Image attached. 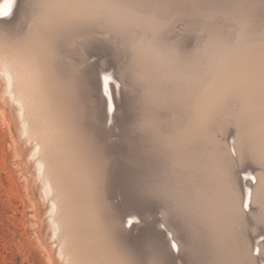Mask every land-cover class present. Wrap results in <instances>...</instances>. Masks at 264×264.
Instances as JSON below:
<instances>
[{
    "label": "rangeland",
    "instance_id": "obj_1",
    "mask_svg": "<svg viewBox=\"0 0 264 264\" xmlns=\"http://www.w3.org/2000/svg\"><path fill=\"white\" fill-rule=\"evenodd\" d=\"M51 2H52L51 8L53 10V13L59 19V22H58L59 25L54 24L53 27L50 29L54 32L63 31V33L66 34V36H64V37L63 36H57L56 37V44L55 45L57 47L55 49H57V51L60 52V55H62L61 57L65 58V56L67 55L66 58L68 60H70V59L74 60V58L76 56L80 55V57H82L83 60L85 61V64L86 63L87 64L94 63V61H95V63L101 62V63H99L100 66L111 67L115 71V73L118 74L123 79V83L125 85L124 97H125L126 103H125L124 112H123L122 116L120 115L121 117L119 118L120 122L118 121L119 122L118 126L121 128L123 125V127L125 128L124 129L122 127L124 130L121 128L123 131H121L118 128V126H117L118 130H116L117 128L115 127L116 128L115 129L109 123V124H107V128H106L109 130V133H107L109 135L106 134L103 136L101 135L99 137L98 135H100V134L96 133L94 131V127H93V124L91 121L92 119H90L92 117L90 115L91 114L90 113V107L88 106L89 102L87 101V99L93 100V98H88L85 96V98H82L81 101L79 100L77 102L78 104L76 103L78 105V106L76 105V107H77L76 111H77L78 108H81L84 106L83 104H85V103H83V99H85V102L87 101V106L85 104L86 107L84 106L85 108L84 107L83 108L87 112V114L89 112V114L88 115L86 114V115L88 117L90 116V118L88 120L91 121V122L89 121L88 124H86L87 119L85 120V122L83 121L85 118H88L86 116L84 117L85 111H83L82 108L78 109V111H79V112L77 111L78 117L82 118V119L78 118L79 127H80V131L82 133L81 135L83 137L84 146H86L83 149V157L85 159L89 160V162L94 166V171H95V174L92 173V175H91L93 181H91L90 188L88 185V188L90 189L88 191L92 192V193L94 192V194L97 193L99 196H101V199L103 201L102 203L104 204V206H107V205L110 206L112 203L113 204L116 203L115 205L117 207H120L119 209H121L122 211L127 209V210H133L137 214L140 213L141 214L140 217H142V220L139 222L137 221L138 229L135 228V229L131 230L133 235H136L138 233L139 229L145 230L146 232L148 231L147 234L148 235L151 234L152 236L156 235L155 232H161L162 234H166V236H167V234L175 233L176 231L179 233V235H182V236L184 235V237H186V240L182 241V244H181L182 249L180 250V252H183L182 254H185V257H187L184 259V256L182 255L183 261L186 260V261H184V264L185 263L186 264H195V263L196 264H213L215 260L216 261L214 264H218V263L219 264H222V263H224V264H229V263L230 264H237L238 259H237V252L235 251V248L232 246L228 247V246L224 245L222 240H220V237L217 236V233L215 232V229H214V224H212V223L218 214L223 215V217H225V222L227 221V225L229 226V228L231 230H235L237 227H239L237 225L238 223L237 222L235 223L234 221H231L230 218L226 217L227 212H225L226 211L225 209L218 211V212L214 209L203 208L202 206L201 207L196 206V209H195L192 202H190V200L188 199L187 195L192 196L194 191L197 190V188H195V186H194L195 182H196L195 180H199L197 178L201 176V174L203 173V170L204 169L206 170L208 166H209L208 168H216L219 171V173H221L222 167L219 168L221 163L218 160V158L215 154V151H214L215 150V144L225 142L226 141L225 136H226V138L230 137L228 139L229 140L228 142L230 144H231V141H233V139L236 138V141L238 144L237 145L238 149L236 148V152H233L232 147L230 146L229 150L233 156L232 155L230 156V154L228 153L229 152L228 149H226V151H227L226 156L231 160L232 164L235 163V166H241L242 164L244 165L249 161L250 167H249L248 163H247L248 166L247 165H244V166L248 167V168L252 167L251 169L254 170V173L258 177V180L260 183L259 184L260 186L258 187V190L256 192L255 203H254L253 208L251 209V211H249L248 209L245 210L246 212L244 213V218H242V220H240V222L242 224L241 226L243 227V228L242 227L241 228L246 229L244 231H247L251 228L249 230V232L250 231L252 232L253 230L260 231L261 229L260 230L257 229L259 226H260V228H262V230L264 229V209H263L264 208V147H263V144H264L263 143L264 142V115H262V114H264L263 113L264 112V8H263L264 7V0H262V1L261 0H253V1L252 0H237V1L236 0H229V1L228 0H222V2H223L222 7L212 9V10L209 9V11L208 10H206V11L189 10L188 11L185 9L184 10L183 9H174V11H173V9H166V10H154V11H150L147 13H142V12L136 13L133 10L123 6L126 3V0H90V1L89 0H51ZM35 3H36V0H31V1L30 0H23L22 1V5H21L22 7L20 6V8L17 11L18 13L15 14V16H13V18H17V17L20 18V23H19L20 26L25 25V24L28 25L29 21L32 20L33 17H35L37 12H39L38 9L33 7V5ZM225 4L226 5L228 4V5L226 6ZM230 7H231V9H229ZM182 10H183V12H182ZM229 10H231V11H229ZM162 11H164L163 12L164 14H162ZM184 11L185 12L187 11V12L185 13ZM198 11H199V13H198ZM165 12L167 15L165 14ZM170 14H171V16H170ZM65 15H66V17H65ZM161 15H163V16H161ZM206 15H208V16H206ZM159 19H160V22H159ZM161 19H163L164 22ZM178 19L180 21H178ZM211 19H213L215 21H213V20L211 21ZM198 20H199V22H198ZM202 20H204V21H202ZM208 20H209V22H208ZM216 20L218 23L216 22ZM221 20H223V21H221ZM111 21H113L112 24H111ZM132 21H134V22H132ZM224 21H225V26H227V27L229 26L228 28L224 26V23H223ZM230 21H231V23H230ZM139 22H140V24H139ZM194 22H197V23L194 24ZM202 22H205V23H202ZM170 23L172 26L170 25ZM192 23L194 25H197L195 27L198 30L195 29V27L193 26ZM198 23H200V24H198ZM206 23H208V24L210 23L209 24L210 29H209L208 25H206ZM219 23H220V26H219ZM227 23H228V25H227ZM135 24H136V26H135ZM186 24H188V25L192 24L191 25L192 27L190 25L187 26ZM183 25L186 27V29L183 28ZM200 25H201V28L200 27L198 28V26H200ZM211 25L213 28L211 27ZM66 28H68V29H66ZM137 28H139V29H137ZM202 28H203V31H202ZM205 28H207L209 30H207ZM214 28L215 29L218 28V30L217 29L215 30ZM219 28H220V31H219ZM107 29H108V31H107ZM255 29H257V30H255ZM109 30H111V31H109ZM162 30H164L165 32ZM180 30H184V31H186V33H184V31H180ZM190 30H192L193 32ZM196 30L198 32H196ZM199 30H201L203 33L205 31L208 33L210 32V34L211 33L212 34H211V36L207 33H206V35H205V33L204 34L202 33V35H201L200 34L201 31H199ZM175 31H177V32L179 31V34L177 32L175 33ZM189 31L192 33L189 34ZM216 31H217V33H216ZM233 32H234V34H233ZM89 33H90V35H89ZM92 33H94V34H92ZM111 33L114 37L111 35ZM128 33H129V35H128L129 37L127 36ZM171 33H173V34H171ZM214 33H216V35ZM247 33H248V36L246 35ZM170 34H171V36L175 34V36L171 37ZM183 34L185 36H182ZM194 34H195V36H194ZM186 35L189 38L191 36L192 39L191 38H190L191 40L187 39L188 37ZM204 35H205V37H204ZM235 35H236V37H234ZM214 36H216V37H214ZM118 37H120V38H118ZM213 37L215 38V40ZM181 38L183 40H181ZM112 39H113V41H112ZM128 39H130V40L128 41ZM164 39H165V41H164ZM172 39H174V40H172ZM185 39H187V40H185ZM195 39H196V41H194ZM173 41H175V42L173 43ZM179 41L181 42V44H179L180 43ZM246 41H249V42H246ZM120 42L123 45H121ZM176 42H178L177 44H179V46L177 45V48H176L177 49L176 50L177 57L174 56V54L176 55V53H175ZM182 42H184V43H182ZM198 42H199V44L201 43L200 46L202 48H200ZM221 42L223 45L221 44ZM187 43H189V46ZM172 44H173V47H172ZM185 44H187V46ZM226 44H228V45H226ZM60 45L63 46L64 49H58V46H60ZM214 45H217V46H214ZM86 46H87V48H86ZM183 46L187 47L188 52L186 51L187 50L186 47H185L186 50L184 51ZM124 47H127V48H124ZM145 47H147V48H145ZM178 47L180 48L179 49L180 52L178 51ZM182 47H183V49H181ZM189 47H190V49L193 48L194 51H193V49H192V51H190ZM204 47H205V49H204ZM173 48H174V50H173ZM208 48H209V50H208ZM164 50H165V52H164ZM181 50H182V52H181ZM195 50H197V51H195ZM201 50H203V51H201ZM61 51H62V53H61ZM159 51H161V53ZM189 51H190V53L193 52L192 55L189 53ZM183 52L184 53L187 52L185 54V55L188 54L187 57H190L189 56V54H190L192 59L187 58L185 55L184 56L186 58H184L183 55L181 56L180 53L182 54ZM210 52H212V53H210ZM127 54H129V55H127ZM148 54H149V56H148ZM178 54L180 56H178ZM193 56H196L195 61H194ZM175 57H176V59L178 57H181L182 61H180V59L176 60ZM108 58L111 60V64H110V60ZM113 58H115V59H113ZM99 59H101V61H98ZM202 59H204V60H202ZM152 60H153V62H152ZM196 60L198 62V65H197V63H196V65L200 68H198L196 65H194L196 68L193 67V64L191 63L193 61L196 62ZM146 61H147V63H146ZM187 61H189V62H187ZM125 62H128V63H125ZM176 62H180V63L182 62L183 64L180 66V63H178L179 65H177ZM184 63L186 65V67L188 68V69H186V67H185V70H187V71L183 70L184 69V67H183ZM122 64L124 65L125 68L120 69L123 67ZM162 65H163V67H162ZM199 65H201V66H199ZM214 65H215V67H214ZM147 66H149V68H147ZM139 67H141V70H139L140 69ZM176 68L177 69L179 68L178 70L181 72H179ZM197 68H198V71L195 70ZM203 68H205L206 70ZM175 70H177V71H175ZM116 71H118V72H116ZM182 71H183V74H182ZM128 72H131V73H128ZM136 72H137V74H136ZM149 72H151L153 76H151V73H149ZM194 72H196V73H194ZM197 72H199V74ZM128 74H129V76H128ZM139 74L140 75L142 74V75L140 76ZM157 74H159L160 76ZM187 74H188V76H187ZM191 74H193L194 76L193 75L191 76ZM200 74H202L203 76H201ZM206 74H207V76H206ZM124 76H125V78H124ZM154 76H156V77H154ZM189 77H191V78H189ZM175 78H177V79H175ZM196 78H198L199 82ZM181 79L183 81L182 83L180 81ZM195 79H196V81H195L196 83L193 81ZM155 80H156V82H155ZM150 81H151V83H150ZM144 82H146V83H144ZM189 83H191V84H189ZM187 85H188V87H186ZM172 86H173V88H172ZM190 86H192V88ZM193 86H194V88H193ZM196 86H197V88H196ZM129 87H130V89H129ZM169 87H171V88H169ZM189 87L191 89H188ZM190 90H191V92H190ZM172 91H173V93H172ZM132 92H133V94H131ZM149 92H150V94H149ZM221 94H222V96H221ZM180 96L183 100L180 98L177 101V98H179ZM190 97H191V99H189ZM91 100H90V102H91ZM146 100H147V102H146ZM171 100H174L175 103H173ZM181 101L186 103V104L182 103ZM217 102H220V103L218 104ZM81 104H82V106H81ZM150 104H152V105H150ZM173 104L174 105L177 104V105L173 106ZM188 104L190 105L191 108L188 107L189 106ZM149 105H150V107H149ZM226 106H227V108H226ZM87 107H89V108H87ZM86 108L88 109V111ZM185 108H186V110H185ZM178 109H181L182 112H180L181 110H179V112H178ZM217 109H219V110H217ZM80 110H81V112H80ZM136 110H137V112H136ZM143 110H145V111L143 112ZM225 110H226V112H225ZM229 110H231V111H229ZM140 111H142L143 113H141ZM152 111L153 112L159 111V112H157L156 114L154 112L152 114ZM185 111L187 112L188 115L186 114ZM183 112H185V113L180 114ZM79 113H83V115L82 114L79 115ZM124 113H126L125 116L131 114L132 118H129L130 116H128L127 118L125 116L123 117ZM140 114H141V116H140ZM153 115H155V116H153ZM157 115H159L160 117L159 116L156 117ZM176 116H178V117L176 118ZM186 116L189 118H187ZM147 117L149 119L146 120L145 118H147ZM155 117L159 121H157L155 119ZM180 117H182V118H180ZM121 118H124V119H121ZM135 119H137V120H135ZM140 119L142 120L141 121L142 123L139 122ZM133 120L136 123L133 122ZM154 120H155V122H154ZM160 120H161V122H160ZM202 120H203V122H202ZM129 121H132V122H129ZM148 121L150 122L151 125L149 123H147ZM157 122H160L161 124H159ZM235 122L237 125H235ZM255 122H256V124H255ZM124 123L127 127L129 126L128 124L131 123L130 127H128V128L125 127ZM132 123H135V124H132ZM152 123H153V125H152ZM85 124L87 125L86 127H85ZM145 124H147V125H145ZM174 124H176V125H174ZM144 126L146 127V130H145ZM160 126H162V128ZM227 126H229L230 128H228ZM241 126H244V127L246 126L247 128L246 127L241 128ZM157 127H160L161 129L158 128L159 129L158 130ZM205 127H206V129H205ZM211 127H214V128H211ZM141 128H143V130ZM231 128L232 129L234 128V129L232 130ZM126 129H128V131H130L131 129L132 130L130 131V133H128V135L127 134L122 135L123 133H121V132H124V131L126 132L127 131ZM210 129L213 133H211ZM229 129H230V131H228ZM236 129H238V132L236 131ZM216 130L219 132V134H218V132L216 133ZM110 131H112V132L114 131L113 134ZM138 131L140 132L139 134H138ZM146 131H152V132H148V134H147ZM155 131H156V133H155ZM178 131H179V133H178ZM231 131H232V133H230ZM87 132H89V133H87ZM117 132H118V134H120L119 136L122 135L121 137H123V138H125V136H126V139L122 140L121 137L117 138V136H118ZM133 132L138 134V135L134 134ZM166 132H168V133H166ZM191 132H192V134H190ZM226 132H229V133H226ZM110 133L112 134V136L110 135ZM85 134H86V136H85ZM144 134H146V135H144ZM186 134H187V136H186ZM198 134H200L202 138L205 137L203 142L200 141V140H202V138ZM234 134H235V136H234ZM173 135L176 137H174ZM182 135H183V137H181ZM222 135H223V138H222ZM97 136L99 137L98 139H97ZM108 136H110V137H108ZM113 136H115V137H113ZM184 136H186V137H184ZM197 136H199V137H197ZM105 137L108 140L109 139L111 140L112 138H113L112 140H115V138H116V140H115V142L112 140L108 142V140H106L108 142L107 143L105 141ZM137 137H138V141H140V144H137L138 141H137V139H135ZM139 137H141V138H139ZM194 137H196V138H194ZM231 137H233V138L231 139ZM131 138H133V139L131 140V142H129ZM143 138H145V139H143ZM198 138L199 139L201 138V139L198 141ZM206 138H208L209 140L211 139V140L209 141ZM118 139L123 141L121 143V141L119 140L122 145H124V142L127 139H129V140H127L129 143H132V146L135 143L134 147H132V148L130 147L131 145H128L127 143L125 144L126 148L128 146H129L128 148H130V150L126 149V152L128 153V155H126V153L124 152L125 146H122L120 143H118ZM171 139H173V140H171ZM97 140H98V142L100 141L99 144H98ZM134 140H136V142H134ZM92 141H94V143L96 141L97 144L95 143V145H92V146L88 145V144H94V143H91ZM101 141L102 142L104 141L107 145L103 143L104 145L102 146ZM146 141H148V143L151 142L150 143L151 146L154 145V146H152V148H151V146L149 147V148H151V150H149V148L147 146L148 143ZM204 141H206V142H204ZM238 141H240L241 144L238 143ZM110 142H112V143H110ZM165 142L168 144H164ZM201 142H202V145H201ZM207 142H208V144H206ZM210 142H212V143L210 144ZM113 143H115L116 146H114V145L112 146ZM117 143L120 144L121 147H119L120 145L117 146ZM198 143H200V144H198ZM254 143H255V145H254ZM24 144L25 143H23L20 140L18 133H17L14 107L10 103H8L6 101V99L1 100V98H0V264H65L63 256L62 255L59 256V254H58V248L59 247H58V244L55 242L56 236H54L53 232L51 231L52 230V228H51V218L52 217H51V213L49 211L50 202L48 201V198H45V196L43 194L42 188L40 187L41 183L38 181L36 184L34 174L32 172V165H30L31 163L27 161V159L29 161H31L32 158L28 157L27 148ZM150 144H148V145H150ZM108 145H109V147H108ZM199 145H201V147L207 146L206 147L207 150L205 151L206 148L198 147ZM208 145H210L211 148ZM246 145H247V147H246ZM98 146L101 147V149H100L101 151L104 149L102 151L103 154L99 150ZM185 146H186V148H185ZM113 147H114V151H115V148L116 149L119 148L120 150L114 152L112 149ZM140 147H142V148L144 147L143 148L144 150H142V148H140ZM156 147H158V150L156 149ZM160 147H162L163 150H162V148L160 149ZM165 147L166 148L169 147V148L166 149ZM191 147H192L193 151H192ZM212 147H213V149H212ZM248 147H250V148H248ZM258 147H260V148H258ZM108 148L110 150L112 149L113 152L109 150L111 152V153H109ZM121 148H123L124 150H122ZM136 148H138V149H136ZM153 148L156 150H154ZM90 149H91V152H90ZM135 149L139 150L137 157L135 159H137L140 156L139 157V158H141L140 162H142L144 159L145 160V161H143L144 164H141L139 162V165H138V162L134 161L136 163L133 165L132 160L135 157L134 154L137 153L135 151ZM140 149L142 151H140ZM145 149H147V150H145ZM93 150L94 151L96 150V152H94ZM195 150H196V152H195ZM245 150H246V152H245ZM92 151H93V153H92ZM98 151L100 152V154ZM122 151H123V153H125V155L123 153H121ZM129 151H131V152H129ZM146 151L147 152L151 151V152H148V154H147ZM154 151H156L155 153L158 154L159 157L154 153ZM202 151H204V152H202ZM207 151L209 153H207ZM241 151H242V153H241ZM250 151H251V153H250ZM144 152H146L145 155L149 156L150 154H152L151 156H153V157L155 156L156 160L158 159L157 161L155 160V162H156L155 167L153 166L154 158L152 157L153 158L152 159L151 156H149V157L146 156L148 158L146 160V157H144L145 156ZM163 152H165V153H163ZM183 152L184 153L186 152L185 157H183L184 156ZM192 152H194V153H192ZM210 152L212 154H210ZM243 152H245V153H243ZM88 153H90V154H88ZM94 153H95V155H94ZM205 153H206V155H205ZM161 154H162V156H161ZM179 154L183 158H181V156H179ZM236 154H237V156H236ZM198 155H199V157H198ZM108 156H110V157H108ZM174 156L176 157V159ZM119 157L120 158L122 157V158L120 159ZM179 158L182 159V160L180 159L181 162H180ZM185 158H186V160H184ZM246 158H247V160H246ZM115 159L117 161H115ZM122 159H123V161H122ZM129 159L130 160L132 159L131 160L132 166L127 168L128 167L127 161L130 162ZM161 159H163L162 161L166 164H164L161 161ZM208 159H210V160H208ZM244 159L247 161L246 163H245ZM76 160H77V158L75 155V161ZM111 160H112V162H111ZM137 160H139V159H137ZM166 160L169 162H167ZM183 160H184V162H183ZM234 160H236L237 163L234 162ZM146 161L148 163H146ZM160 161L162 163H160ZM101 162H103V163H101ZM113 162H114V164L117 163L116 165H117L118 169L114 168L116 166L114 164H112ZM122 162H123V164H122ZM185 162L187 165L185 164ZM239 162H240V164H238ZM124 163H127V164H124ZM168 163L173 167L172 170H171ZM97 164L99 165V167ZM107 164L110 165L111 169L109 168V166ZM120 164H122L123 166L122 165L119 166ZM140 164L143 166H141ZM145 164L149 165V166L146 165V170H145V166H144ZM161 164H163V165H161ZM125 165L127 166L126 170H124ZM166 165L168 166V168H166L167 167ZM100 166H101V168H100ZM106 166H107V168H106ZM185 166H187V167H185ZM102 167L104 168L103 170H102ZM131 167L133 168V170ZM141 167L142 168L144 167V168L142 169ZM151 167H152L153 171L155 170L154 172L151 171V169H150ZM202 167L204 168L203 170H202ZM255 167H258L259 170ZM113 168H114V171H113ZM180 168H182V169H180ZM186 168H188V169H186ZM194 168H196L195 171L193 170ZM121 169L123 170L124 177L122 176L123 174H121L122 173ZM134 169L136 171H134ZM137 169H139V171L141 173L140 172L138 173ZM96 170H97V172H96ZM110 170L113 172H110ZM141 170L143 172H149V173H143ZM157 170H158V172H157ZM163 170H166L167 173H166V171H163ZM170 170H171V172H170ZM184 170L187 173H185ZM78 171L79 170L76 169L72 173L73 175L70 176L73 181H79L78 179H84L83 178L84 175H83L82 171H79V172ZM128 171H130V173H129V176L127 177V175L125 173L127 172V174H128ZM132 171H134V172H132ZM188 171L190 172V174ZM199 171H201L202 173L201 172L199 173ZM105 172L107 173V175H105L106 174ZM176 172L177 173L179 172V173L176 174ZM76 173H78V174H76ZM153 173H155V174H153ZM157 173L159 174V176ZM160 173H162V174H160ZM109 174H111L112 177H110L111 175H109ZM125 175L127 178H125ZM81 176H82V178H81ZM119 176H120L121 180H120ZM174 176L176 179L174 178ZM186 176H188V177L190 176V177L186 178ZM133 177H134V180H133ZM128 178H132V179H128ZM111 179H113V180H111ZM191 179H193V180H191ZM104 180L106 182H104ZM115 180H117V181H115ZM132 181L133 182L139 181L140 184L138 182L133 183V184L131 183L133 185L132 186L130 184V182H132ZM143 181H144V183L142 184ZM154 182L155 183L157 182L158 184L156 183L157 184L156 185ZM112 184L114 185V187L109 186ZM141 185H143V186H141ZM183 185H185V186H183ZM108 187H109V189H108ZM111 187H113V189H115L116 191L113 190ZM120 187H122L123 190ZM126 188H127V190H126ZM175 188H176V191H175ZM211 188H214V187H211ZM105 189H106V191H105ZM83 190L85 192V188ZM112 190L115 192L111 193ZM119 190L121 192H119ZM128 190L131 191V192H129L130 194L124 193V191L128 192ZM138 190H140V191H138ZM184 190H185V192L183 193ZM103 191H104V193H103ZM132 191H134V192H132ZM146 191H147V193H145ZM109 192H110V194H109ZM113 194H114V196H112ZM127 194H128V196H127ZM153 194H155V195H153ZM129 195L130 196L132 195V196L129 197ZM147 195H148V198H147ZM259 195H260V197H259ZM105 196H107L108 198ZM154 196H155V198H154ZM161 196H162V198H160ZM185 196H186V198H185ZM110 198L112 201L110 200ZM132 198H133V200H132ZM161 199H162V201H161ZM179 199H180V202H179ZM117 200L119 203L117 202ZM168 200L172 201V202L169 201L170 205L168 204ZM143 202H145V203H143ZM162 202H164V203L166 202V203L164 204ZM173 202H174V204H173ZM176 203H177V205H175ZM136 204H138V205H136ZM161 205H162V207H161ZM173 205H174V207H173ZM127 206H128V208H127ZM84 207H85V194H84V199L83 198L81 199L78 207L75 210L74 215L72 216L73 219L76 220V219H80L81 217H83V215L85 214V211L83 210V209H85ZM80 208L82 210H80ZM157 208H158V210H157ZM155 211L158 214H156ZM240 213L242 214L241 211H240ZM205 214H206V216H204ZM248 214H250V215H248ZM184 216L186 217L187 221H186ZM193 217H195L196 219ZM175 218H177V219H175ZM194 219L196 220L197 223L195 222ZM204 219H205V221H204ZM157 220H158V222H155ZM193 220H194V222H193ZM211 220H212V222H210ZM260 220H262V221H260ZM66 221L68 222L69 219L66 218ZM159 222L161 224L160 227H162L163 229H161L159 227V225H160ZM191 222H193L194 224ZM174 223H175V226H174L175 230L172 229L173 227H170V225H173ZM198 223H199V225H198ZM210 227H212V228L210 229ZM176 228L177 229L180 228V230H176ZM181 228H182V230H181ZM189 228L192 230V232L189 231L190 233L188 234L187 229H189ZM194 228H196L198 230V233L200 232L203 235L201 236L200 233H199L200 235H198V233L194 234L196 231V230H194ZM201 228L203 229L204 233L202 232ZM185 229H186V232L183 233L185 231ZM164 230H166L167 233ZM175 234L173 235L174 237L176 236ZM188 235H189V237H191L189 240H191V242L193 241V243H191L187 239V238H189ZM192 235H194V236L192 237ZM166 236L164 238H161V240H167ZM261 236L260 237L262 239L260 238L261 239L260 241H264V235H261ZM53 239H55V240H53ZM197 239H198V241H197ZM236 239L237 238L235 237L234 242L236 241ZM176 242H178V241H176ZM208 242H209V244H208ZM204 243H207V244H204ZM216 244H218V245H216ZM220 244H221V246H220ZM54 245H55V247H54ZM196 250H199V252ZM82 251H83V253H85L84 250H82ZM180 252L174 250V257L176 258L178 253L180 254ZM146 253H148V252H146ZM149 253H152V252H149ZM149 253L147 255H149ZM253 253H255V251ZM198 254H199V256H198ZM189 255H190V257H189ZM233 255H235V256H233ZM262 255L264 257V250H263ZM149 256H151V258H148V256H147V259L149 261H151L153 259V254H151ZM213 256H215V257H213ZM190 258L192 260H190ZM62 260L64 261V263ZM175 260L172 259L171 260L172 263H170V264H173V263L177 264L178 260H176V261ZM205 261H207V262H205ZM77 262L81 263L79 260V257H77Z\"/></svg>",
    "mask_w": 264,
    "mask_h": 264
},
{
    "label": "bare ground",
    "instance_id": "obj_2",
    "mask_svg": "<svg viewBox=\"0 0 264 264\" xmlns=\"http://www.w3.org/2000/svg\"><path fill=\"white\" fill-rule=\"evenodd\" d=\"M22 1L23 0H16V3L13 7V11H12V16L11 17H7L4 18L2 20H0V98L2 99H6V101L8 103H10L13 107H14V111H15V118H16V126H17V133L18 136L20 138V140L25 143L24 145L27 148V153H28V157H31V161H29L27 159L28 162H30L32 165V172L34 174V178L37 182L39 181L41 183L40 187L42 188L43 194L45 196V198H48V201L50 202L49 204V211L51 213V228H52V232L53 235L56 236V240L55 242L58 244V254L59 256L62 255L63 259L65 261V264H126L127 261L133 259L135 257V254L137 253L138 250H143L144 252H152L149 253V255L153 254V258L157 257L162 261V264H170L172 263L171 260H178L177 264H184V260L182 258V255L184 256V259L187 258L185 257V254H182L183 252H180V250L182 249L181 244L182 241L186 240V237H184V235H179V233L176 231L175 233H169L167 234H162L161 232H155V236H152L151 234H147L148 231L146 232L145 230L139 229L138 233L136 235H133L132 231L133 229H138V225H137V221H141L142 217L141 214H137L135 211L133 210H121L119 209L120 207H117L115 204H111L110 206H104V204L102 203V199L101 196H99L97 193L94 194V192H89L88 190H90V186H91V181H93L92 179V173L95 174L94 171V166L89 162V160L85 159L83 157V149L84 147V142H83V137H82V133L80 131V127H79V119H82L80 117H78V109H83L87 106V101L89 102V107H90V115L92 118H90V116L88 117L87 112L85 111V115L84 117H88L85 118L83 121L85 122V120L87 121L86 124H88V122L90 120H88L89 118L92 119V124L94 127V131L96 133H99L100 135H98L99 137L102 135H106L107 133H109V130L106 129L107 128V124L110 123V125H112V127H116L118 126V123L120 122L119 118L122 116L123 112H124V108H125V97H124V89H125V85L123 83V79L115 73V71L111 68V67H105V66H100L99 63H90V64H85V61L83 60L82 57L76 56L74 58V60H68L65 56L61 57L62 55H60V52L57 51V49H55L57 46L56 44V37L57 36H66L65 33H63V31L60 32H54L52 31L50 28L53 27V25L58 24L59 19L57 18V16L53 13L52 10V2H51V6L44 9V10H39V12H37V14L35 15V17H33L32 20L29 21L28 25H22L20 26V18H13V16H15V14H17L18 9L20 8V6L22 5ZM31 1V0H30ZM90 1V0H89ZM229 1V0H228ZM237 1V0H236ZM253 1V0H252ZM262 1V0H261ZM35 2V1H34ZM31 3V2H30ZM54 3V2H53ZM85 3V2H84ZM32 4V3H31ZM60 4V3H59ZM263 4V3H262ZM80 5V4H79ZM226 5V4H225ZM228 5V4H227ZM226 5V6H227ZM121 6V5H120ZM252 6V5H251ZM22 7V6H21ZM82 7V6H81ZM75 8V7H74ZM228 8V7H227ZM226 8V9H227ZM242 8V7H241ZM264 8V7H263ZM106 9V8H105ZM116 9V8H115ZM216 9V8H215ZM222 9V8H221ZM231 9V7L229 8ZM184 10V9H183ZM182 10V12H183ZM187 10V9H185ZM212 10V9H211ZM210 10V11H211ZM119 11V10H118ZM130 11V10H129ZM174 11V9H173ZM189 11V10H188ZM194 11V10H193ZM209 11V10H208ZM231 11V10H229ZM242 11V10H241ZM263 11V10H262ZM156 12V11H155ZM159 12V11H158ZM164 11H162V14ZM185 12V11H184ZM187 12V11H186ZM185 12V13H186ZM234 12V11H233ZM24 13V12H23ZM96 13V12H95ZM137 13V12H136ZM176 13V12H175ZM181 13V12H180ZM192 13V12H191ZM197 13V12H196ZM199 13V11H198ZM231 13V12H230ZM261 13V12H260ZM79 14V13H78ZM92 14V13H91ZM90 14V15H91ZM107 14V13H106ZM166 14V12H165ZM172 14V13H171ZM170 14V16H171ZM202 14V13H201ZM239 14V13H238ZM243 14V13H242ZM253 14V13H252ZM27 15V14H26ZM63 15V14H62ZM122 15V14H121ZM138 15V14H137ZM145 15V14H144ZM148 15V14H147ZM167 15V14H166ZM197 15V14H196ZM218 15V14H217ZM233 15V14H232ZM107 16V15H106ZM129 16V15H128ZM132 16V15H131ZM163 16V15H161ZM200 16V15H199ZM208 16V15H206ZM258 16V15H257ZM262 16V15H261ZM66 17V15H65ZM108 17V16H107ZM123 17V16H122ZM145 17V16H144ZM166 17V16H165ZM189 17V16H188ZM214 17V16H213ZM212 17V18H213ZM234 17V16H233ZM259 17V16H258ZM132 18V17H131ZM168 18V17H167ZM137 19V18H136ZM176 19V18H175ZM198 19V18H197ZM215 19V18H214ZM219 19V18H218ZM228 19V18H227ZM243 19V18H242ZM73 20V19H72ZM163 20V19H161ZM196 20V19H195ZM213 19H211L212 21ZM220 20V19H219ZM224 20V19H223ZM221 20V21H223ZM96 21V20H95ZM109 21V20H108ZM140 21V20H139ZM178 21H180L178 19ZM194 21V20H193ZM197 21V20H196ZM204 21V20H202ZM215 21V20H213ZM232 21V20H231ZM230 21V23H231ZM253 21V20H252ZM91 22V21H90ZM113 21H111L112 24ZM126 22V21H125ZM134 22V21H132ZM160 22V19H159ZM164 22V20H163ZM176 22V21H175ZM185 22V21H184ZM199 22V20H198ZM209 22V20H208ZM217 22V20H216ZM215 22V23H216ZM229 22V21H228ZM247 22V21H246ZM25 23V22H24ZM94 23V22H93ZM124 23V22H123ZM197 22H194V24ZM205 23V22H202ZM218 23V22H217ZM224 26H225V21L223 22ZM229 23V24H230ZM106 24V23H105ZM104 24V25H105ZM126 24V23H125ZM131 24V23H130ZM140 24V22H139ZM174 24V23H173ZM176 24V23H175ZM193 24V23H192ZM191 24V25H192ZM193 26H197L194 25ZM200 24V23H198ZM210 24V23H209ZM209 24L206 23V25ZM236 24V23H235ZM59 25V24H58ZM88 25V24H87ZM171 25V23H170ZM180 25V24H179ZM185 25V24H184ZM183 25V28L186 29V27ZM187 26H189L188 24H186ZM190 25V26H191ZM203 25V24H202ZM228 25V23H227ZM253 25V24H252ZM66 26V25H65ZM91 26V25H90ZM114 26V25H113ZM112 26V27H113ZM136 26V24H135ZM163 26V25H162ZM172 26V25H171ZM217 26V25H216ZM220 26V23H219ZM89 27V26H88ZM96 27V26H95ZM174 27V26H173ZM192 27V26H191ZM201 28V25L198 26V28ZM212 27V25H211ZM215 27V26H214ZM218 27V26H217ZM227 27V26H225ZM229 27V26H228ZM227 27V28H228ZM261 27V26H260ZM91 28V27H90ZM158 28V27H157ZM169 28V27H168ZM213 28V27H212ZM235 28V27H234ZM237 28V27H236ZM68 29V28H66ZM65 29V30H66ZM92 29V28H91ZM104 29V28H103ZM139 29V28H137ZM144 29V28H143ZM146 29V28H145ZM181 29V28H180ZM193 29V28H192ZM195 29H197L195 27ZM207 29V28H205ZM210 29V27H209ZM207 29V30H209ZM215 29V28H214ZM218 30V28H216ZM215 29V30H216ZM121 30V29H120ZM167 30V29H166ZM189 30V29H188ZM198 30V29H197ZM196 30V32H198ZM224 30V29H223ZM233 30V29H232ZM257 30V29H255ZM88 31V30H87ZM96 31V30H95ZM108 31V29H107ZM111 31V30H109ZM144 31V30H143ZM164 31V30H162ZM172 31V30H171ZM170 31V32H171ZM180 31H184V30H180ZM192 31V30H190ZM189 31V34L192 33ZM201 31V30H199ZM203 31V28H202ZM201 31V35L202 32ZM214 31V30H213ZM220 31V28H219ZM90 32V31H89ZM128 32V31H127ZM165 32V31H164ZM177 31H175L176 33ZM223 32V31H222ZM253 32V31H252ZM85 33V32H84ZM97 33V32H96ZM121 33V32H120ZM125 33V32H124ZM143 33V32H142ZM162 33V32H161ZM179 34V31L177 32ZM182 33V32H181ZM180 33V34H181ZM184 33H186V31H184ZM195 33V32H194ZM210 34V32H205ZM203 33V34H204ZM217 33V31H216ZM216 33H214L216 35ZM257 33V32H256ZM94 34V33H92ZM139 34V33H138ZM147 34V33H146ZM145 34V35H146ZM158 34V33H157ZM173 34V33H171ZM170 34V36H171ZM198 34V33H197ZM222 34V33H221ZM225 34V33H224ZM234 34V32H233ZM254 34V33H253ZM90 35V33H89ZM112 35V33H111ZM129 35V33L127 34V36ZM199 35V34H198ZM204 35V37H205ZM248 36V33L246 34ZM113 36V35H112ZM117 36V35H116ZM119 36V35H118ZM140 36V35H139ZM138 36V37H139ZM175 36L172 35L171 37ZM182 36H185L184 34ZM187 36V35H186ZM195 36V34H194ZM213 36V35H212ZM262 36V35H261ZM114 37V36H113ZM129 37V36H128ZM163 37V36H162ZM181 37V36H180ZM188 37V36H187ZM197 37V36H196ZM216 37V36H214ZM213 37V38H214ZM236 37V35L234 36ZM242 37V36H241ZM240 37V38H241ZM91 38V37H90ZM116 38V37H115ZM120 38V37H118ZM141 38V37H140ZM148 38V37H147ZM170 38V37H169ZM191 38V36H190ZM189 37L187 39L191 40ZM247 38V37H246ZM61 39V38H60ZM88 39V38H87ZM92 39V38H91ZM114 39V38H113ZM112 39V41H113ZM117 39V38H116ZM123 39V38H122ZM176 39V38H175ZM185 39V40H187ZM62 40V39H61ZM99 40V39H98ZM130 39H128L129 41ZM134 40V39H133ZM174 40V39H172ZM179 40V39H178ZM181 40H183L181 38ZM215 40V38H214ZM219 40V39H218ZM253 40V39H252ZM92 41V40H91ZM165 41V39H164ZM196 41V39L194 40ZM198 41V40H197ZM141 42V41H140ZM163 42V41H162ZM175 41H173L174 43ZM180 42V41H179ZM185 42V41H184ZM182 42V43H184ZM188 42V41H187ZM192 42V41H191ZM249 42V41H246ZM59 43V42H58ZM115 43V42H114ZM117 43V42H116ZM121 43V42H120ZM142 43V42H141ZM178 42H176V46H175V53H176V48L177 45L179 46V44H181V42L179 44H177ZM219 43V42H218ZM226 43V42H225ZM94 44V43H93ZM140 44V43H139ZM156 44V43H155ZM189 46V43H187ZM187 44H185L187 46ZM199 44V42H198ZM201 44V43H200ZM199 44V46H200ZM222 44V42H221ZM248 44V43H247ZM54 45V46H53ZM85 45V44H84ZM113 45V44H112ZM121 45H123L121 43ZM131 45V44H130ZM183 45V44H182ZM219 45V44H218ZM223 45V44H222ZM221 45V46H222ZM225 45V44H224ZM228 45V44H226ZM159 46V45H158ZM168 46V45H167ZM170 46V45H169ZM185 46V47H186ZM191 46V45H190ZM203 46V45H202ZM205 46V45H204ZM208 46V45H207ZM217 46V45H214ZM138 47V46H137ZM173 47V44H172ZM184 47V46H183ZM183 47L181 49H183ZM184 47V51L187 49H185ZM197 47V46H196ZM87 48V46H86ZM90 48V47H89ZM88 48V49H89ZM121 48V47H120ZM127 48V47H124ZM147 48V47H145ZM200 48H202L200 46ZM224 48V47H223ZM58 49H64L63 46H58ZM74 49V48H73ZM99 49V48H98ZM163 49V48H162ZM180 48L178 47V51ZM190 49V47H189ZM193 49V48H192ZM192 49H190V51H192ZM205 49V47H204ZM86 50V49H85ZM174 50V48H173ZM209 50V48H208ZM213 50V49H212ZM211 50V51H212ZM247 50V49H246ZM65 51V50H64ZM123 51V50H122ZM162 51V50H161ZM161 51H159L161 53ZM177 51V52H178ZM188 52V49L186 50ZM189 51V53H190ZM194 51V49H193ZM197 51V50H195ZM203 51V50H201ZM245 51V50H244ZM125 52V51H124ZM165 52V50H164ZM182 52V50H181ZM186 52V53H187ZM199 52V51H198ZM205 52V51H204ZM207 52V51H206ZM254 52V51H253ZM62 53V51H61ZM65 53V52H64ZM184 53V52H183ZM180 55L184 56L186 53ZM193 53V52H192ZM192 53H190L192 55ZM212 53V52H210ZM77 54V53H76ZM189 54L190 57H187V55H185L187 58H191V55ZM100 55V54H99ZM129 55V54H127ZM178 54V56H180ZM60 56V57H59ZM64 56V55H63ZM83 56V55H82ZM101 56V55H100ZM147 56V55H146ZM149 56V54H148ZM147 56V57H148ZM164 56V55H163ZM174 56L177 57V53L176 55L174 54ZM184 56V58H186ZM70 57V56H69ZM68 57V58H69ZM72 57V56H71ZM123 57V56H122ZM175 57V59H176ZM103 58V57H102ZM107 58V57H106ZM194 61L196 59V56H193ZM198 58V57H197ZM92 59V58H91ZM109 59V58H108ZM115 59V58H113ZM174 59V60H175ZM178 60H181V57L177 58ZM176 59V60H177ZM183 59V58H182ZM192 59V58H191ZM104 60V59H103ZM110 60V59H109ZM184 60V59H183ZM204 60V59H202ZM98 61H101V59H99ZM144 61V60H143ZM190 61V60H189ZM187 61V62H189ZM192 61V60H191ZM193 61V62H194ZM91 62V61H90ZM153 62V60H152ZM186 62V63H187ZM191 62L193 64V67H195L194 65H198V62L196 60V62ZM128 63V62H125ZM147 63V61H146ZM149 63V62H148ZM163 63V62H162ZM175 63V62H174ZM177 65H179L178 63L180 62H176ZM105 64V63H104ZM109 64V63H108ZM107 64V65H108ZM110 64H111V60H110ZM183 63H180V66ZM190 64V63H189ZM240 64V63H239ZM123 65V64H122ZM121 65V66H122ZM174 65V64H173ZM176 65V64H175ZM176 65V66H177ZM188 65V64H187ZM191 65V64H190ZM196 65V66H197ZM204 65V64H203ZM202 65V66H203ZM211 65V64H210ZM241 65V64H240ZM119 66V65H118ZM139 66V65H138ZM150 66V65H149ZM149 66H147V68H149ZM158 66V65H157ZM170 66V65H169ZM201 66V65H199ZM209 66V65H208ZM229 66V65H228ZM232 66V65H231ZM163 67V65H162ZM174 67V66H173ZM178 67V66H177ZM184 71L185 70V63H184ZM198 67V66H197ZM204 67V66H203ZM215 67V65H214ZM217 67V66H216ZM219 67V66H218ZM221 67V66H220ZM236 67V66H235ZM125 68L124 65L122 68ZM141 70V67H139ZM196 68V67H195ZM200 68V67H198ZM198 68L195 69L196 71H198ZM207 68V67H206ZM213 68V67H212ZM119 69V70H120ZM144 69V68H143ZM167 69V68H166ZM177 69V68H176ZM179 69V68H178ZM177 69V70H178ZM186 69H188L186 67ZM194 69V68H193ZM205 69V68H203ZM159 70V69H158ZM175 70V71H177ZM201 70V69H200ZM206 70V69H205ZM123 71V70H122ZM157 71V70H156ZM179 71V70H178ZM202 71V70H201ZM200 71V72H201ZM118 72V71H116ZM121 72V71H120ZM143 72V71H142ZM167 72V71H166ZM181 72V71H179ZM203 72V71H202ZM229 72V71H228ZM131 73V72H128ZM139 73V72H138ZM151 73V72H149ZM158 73V72H157ZM170 73V72H169ZM168 73V74H169ZM196 73V72H194ZM199 74V72H197ZM221 73V72H220ZM223 73V72H222ZM137 74V72H136ZM160 74V73H159ZM157 74V75H159ZM176 74V73H175ZM174 74V75H175ZM183 74V71H182ZM203 74V73H202ZM202 74H200L201 76H203ZM208 74V73H207ZM206 74V76H207ZM110 77L111 79L109 80V82L107 84H105L104 81V77L105 76ZM140 75V74H139ZM142 75V74H141ZM140 75V76H141ZM173 75V74H172ZM193 74H191L192 76ZM199 75V76H200ZM129 76V74H128ZM138 76V75H137ZM148 76V75H147ZM151 76L152 73H151ZM160 76V75H159ZM170 76V75H169ZM183 76V75H182ZM188 76V74H187ZM194 76V75H193ZM135 77V76H134ZM143 77V76H142ZM156 77V76H154ZM210 77V76H209ZM224 77V76H223ZM125 78V76H124ZM191 78V77H189ZM194 78V77H193ZM192 78V79H193ZM129 79V78H128ZM144 79V78H143ZM153 79V78H152ZM156 79V78H155ZM165 79V78H164ZM167 79V78H166ZM171 79V78H170ZM174 79V78H173ZM172 79V80H173ZM177 79V78H175ZM198 80V78H196ZM193 80L194 82L196 81ZM224 79V78H223ZM125 80V79H124ZM145 80V79H144ZM207 80V79H206ZM152 81V80H151ZM150 81V83H151ZM169 81V80H168ZM181 83L183 82L182 79L180 80ZM215 81V80H214ZM213 81V82H214ZM156 82V80H155ZM199 82V80H198ZM146 83V82H144ZM188 83V82H187ZM196 83V82H195ZM194 83V84H195ZM191 84V83H189ZM139 85V84H138ZM178 85V84H177ZM201 85V84H200ZM199 85V86H200ZM140 86V85H139ZM175 86V85H174ZM184 86V85H183ZM202 86V85H201ZM132 87V86H131ZM144 87V86H143ZM178 87V86H177ZM188 87V85L186 86ZM192 88V86H190ZM188 89H191V88ZM245 87V86H244ZM257 87V86H256ZM171 88V87H169ZM173 88V86H172ZM182 88V87H181ZM194 88V86H193ZM197 88V86H196ZM246 88V87H245ZM130 89V87H129ZM180 89V88H179ZM183 89V88H182ZM172 90V89H171ZM228 90V89H227ZM258 90V89H257ZM189 91V90H188ZM232 91V90H231ZM256 91V90H255ZM130 92V91H129ZM179 92V91H178ZM191 92V90H190ZM229 92V91H228ZM237 92V91H236ZM152 93V92H151ZM173 93V91H172ZM177 93V92H176ZM231 93V92H230ZM126 94V93H125ZM133 94V92L131 93ZM150 94V92H149ZM181 94V93H180ZM189 94V93H188ZM258 94V93H257ZM82 95V96H81ZM207 95V94H206ZM218 95V94H217ZM228 95V94H227ZM251 95V94H250ZM93 98V100H88L85 102V99H83V104L84 108H78L76 111V105L78 104L77 102L82 98ZM126 96V95H125ZM147 96V95H146ZM150 96V95H149ZM154 96V95H153ZM222 96V94H221ZM242 96V95H241ZM151 97V96H150ZM183 97V96H182ZM186 97V96H185ZM208 97V96H207ZM130 98V97H129ZM132 98V97H131ZM139 98V97H138ZM149 98V97H148ZM169 98V97H168ZM181 96L178 99H180ZM221 98V97H220ZM233 98V97H232ZM136 99V98H135ZM182 99V98H181ZM191 99V97L189 98ZM208 99V98H207ZM235 99V98H234ZM263 99V98H262ZM153 100V99H152ZM183 100V99H182ZM218 100V99H217ZM216 100V101H217ZM233 100V99H232ZM132 101V100H131ZM144 101V100H143ZM173 103L174 100H171ZM193 101V100H192ZM147 102V100H146ZM171 102V103H172ZM182 102V101H181ZM188 102V101H187ZM234 102V101H233ZM77 103V104H76ZM80 103V102H79ZM130 103V102H129ZM143 103V102H142ZM163 103V102H162ZM165 103V102H164ZM184 103V102H182ZM218 104L220 102H217ZM180 104V103H179ZM186 104V103H184ZM152 105V104H150ZM149 105V107H150ZM177 105V104H176ZM173 104V106H176ZM189 105V104H188ZM225 105V104H224ZM78 106V105H77ZM82 106V104H81ZM148 106V105H147ZM172 106V105H171ZM181 106V105H180ZM183 106V105H182ZM218 106V105H217ZM80 107V106H79ZM87 107V108H89ZM129 107V106H128ZM160 107V106H159ZM178 107V106H177ZM190 107V105L188 106ZM232 107V106H231ZM86 108V109H87ZM134 108V107H133ZM168 108V107H167ZM179 108V107H178ZM191 108V107H190ZM193 108V107H192ZM224 108V107H223ZM227 108V106H226ZM201 109V108H200ZM147 110V109H146ZM181 109H178V112ZM186 110V108H185ZM219 110V109H217ZM236 110V109H235ZM88 111V109H87ZM145 110H143L144 112ZM148 111V110H147ZM151 111V110H150ZM188 111V110H187ZM191 111V110H190ZM189 111V112H190ZM231 111V110H229ZM228 111V112H229ZM233 111V110H232ZM81 112V110H80ZM133 112V111H132ZM137 112V110H136ZM141 113H143L142 111H140ZM155 112V111H154ZM152 111V114L154 113ZM159 112V111H157ZM155 112V114L157 113ZM162 112V111H161ZM182 112V110L180 111ZM186 112V111H185ZM180 113V114H184ZM192 112V111H191ZM194 112V111H193ZM204 112V111H203ZM226 112V110H225ZM243 112V111H242ZM258 112V111H257ZM130 113V112H129ZM172 113V112H171ZM175 113V112H174ZM210 113V112H209ZM212 113V112H211ZM214 113V112H213ZM264 113V112H263ZM83 115V113H79V115ZM87 114V115H86ZM126 113H124L123 117L125 116ZM187 114V112H186ZM193 114V113H192ZM207 114V113H206ZM121 115V116H120ZM172 115V114H171ZM176 115V114H175ZM188 115V114H187ZM250 115V114H249ZM264 115V114H262ZM130 116L129 118H132L131 114L125 116L126 118ZM141 116V114H140ZM155 116V115H153ZM159 115H157L156 117H158ZM169 116V115H168ZM181 116V115H180ZM183 116V115H182ZM185 116V115H184ZM206 116V115H205ZM210 116V115H209ZM82 117V116H81ZM155 117V119H156ZM160 117V116H159ZM170 117V116H169ZM178 116H176L177 118ZM187 117V116H186ZM185 117V118H186ZM219 117V116H218ZM221 117V116H220ZM139 118V117H138ZM182 118V117H180ZM189 118V117H187ZM124 119V118H121ZM146 120L149 119L148 117L145 118ZM171 119V118H170ZM204 119V118H203ZM220 119V118H219ZM137 120V119H135ZM145 120V121H146ZM157 120V119H156ZM192 120V119H191ZM221 120V119H220ZM226 120V119H225ZM229 120V119H228ZM231 120V119H230ZM90 121V122H91ZM119 121V122H118ZM142 120L140 119L139 122H141ZM159 121V120H157ZM172 121V120H171ZM132 122V121H129ZM133 122H135L133 120ZM144 122V121H143ZM152 122V121H151ZM155 122V120H154ZM153 122V123H154ZM161 122V120H160ZM160 122H157L159 124H161ZM174 122V121H173ZM203 122V120H202ZM212 122V121H211ZM259 122V121H258ZM257 122V123H258ZM136 123V122H135ZM132 123V124H135ZM142 123V122H141ZM140 123V124H141ZM147 123L150 124V122L148 121ZM152 123V125H153ZM194 123V122H193ZM254 123V122H253ZM85 124V127L87 126ZM90 124V123H89ZM129 123L128 127H130ZM158 124V125H159ZM165 124V123H164ZM169 124V123H168ZM189 124V123H188ZM196 124V123H195ZM200 124V123H199ZM256 124V122H255ZM109 125V126H110ZM125 125V123H124ZM144 125V124H143ZM147 125V124H145ZM151 125V124H150ZM157 125V124H156ZM155 125V126H156ZM167 125V124H166ZM176 125V124H174ZM235 125L236 122H235ZM90 126V125H89ZM92 126V125H91ZM133 126V125H132ZM154 126V127H155ZM172 126V125H171ZM190 126V125H189ZM230 126V125H229ZM229 126H227L228 128H230ZM234 126V125H233ZM92 127V128H93ZM123 127V125H122ZM121 127V128H122ZM125 127H127L125 125ZM127 127V128H128ZM135 127V126H134ZM145 127V126H144ZM162 128V126H160ZM160 127H157L160 128ZM178 127V126H177ZM207 127V126H206ZM205 127V129H206ZM239 127V126H238ZM244 126H241V128ZM246 127V126H245ZM244 127V128H245ZM84 128V127H83ZM115 128V129H116ZM118 128L123 131L119 126ZM118 128L116 130H118ZM156 128V127H155ZM160 128V129H161ZM181 128V127H180ZM194 128V127H193ZM214 128V127H211ZM247 128V127H246ZM90 129V128H89ZM130 129V128H129ZM143 130V128H141ZM156 129V130H157ZM172 129V128H171ZM178 129V128H177ZM176 129V130H177ZM232 129V128H231ZM234 129V128H233ZM232 129V130H233ZM93 130V129H92ZM114 130V129H113ZM127 131L125 132H121L123 133L122 135H125L128 133H130V131H128V129H126ZM134 130V129H133ZM146 130V127H145ZM159 130V129H158ZM175 130V131H176ZM180 130V129H179ZM183 130V129H182ZM188 130V129H187ZM215 130V129H214ZM86 131V130H85ZM115 131V130H114ZM113 131V132H114ZM135 131V130H134ZM165 131V130H164ZM190 131V130H189ZM211 131V129H210ZM230 131V129L228 130ZM236 131L238 132V129H236ZM112 134L113 132L110 131ZM137 132V131H136ZM148 132H152V131H146V133L148 134ZM163 132V131H162ZM209 132V131H208ZM218 131L216 130V133ZM84 133V132H83ZM89 133V132H87ZM110 133V135L112 136V134ZM134 133V132H133ZM132 133V134H133ZM140 132L138 131V134ZM144 133V132H143ZM154 133V132H153ZM156 133V131H155ZM161 133V132H160ZM168 133V132H166ZM177 133V132H176ZM179 133V131H178ZM211 133H213L211 131ZM229 133V132H226ZM232 133V131L230 132ZM118 134V132H117ZM131 134V135H132ZM136 134V133H134ZM136 134V135H138ZM142 134V133H141ZM192 134V132L190 133ZM189 134V135H190ZM201 134V133H200ZM198 134V135H200ZM219 134V132H218ZM241 134V133H240ZM255 134V133H254ZM90 135V134H89ZM93 135V134H92ZM91 135V136H92ZM109 135V134H107ZM115 135V134H114ZM120 134H118L117 138L121 137L119 136ZM146 135V134H144ZM143 135V136H144ZM175 135V134H174ZM173 135V136H174ZM188 135V136H189ZM196 135V134H195ZM194 135V136H195ZM206 135V134H205ZM209 135V134H208ZM226 135V134H225ZM229 135V134H228ZM86 136V134H85ZM90 136V137H91ZM94 136V135H93ZM97 136V139L99 138ZM140 136V135H139ZM148 136V135H147ZM167 136V135H166ZM187 136V134H186ZM184 136V137H186ZM235 136V134H234ZM89 137V136H88ZM95 137V136H94ZM110 137V136H108ZM107 137V138H108ZM115 137V136H113ZM176 137V136H174ZM183 137V135L181 136ZM199 137V136H197ZM201 137V135H200ZM210 137V136H209ZM244 137V136H243ZM122 140L126 139L121 137ZM141 138V137H139ZM173 138V137H172ZM191 138V137H190ZM196 138V137H194ZM202 138V137H201ZM200 138V139H201ZM205 137L202 138V140H200L198 138V141H202L204 140ZM223 138V135H222ZM230 138V137H229ZM229 138L225 139V142L222 143H217L215 144V154L218 158V160L220 161L221 165L219 168L222 167L221 169V173H219V171L216 168H208L205 170L202 167L203 173L201 171H199V173L201 172V176L198 177L197 179L199 180H195V188H197L196 191H194L192 196L187 195L188 199L190 200V202H192L193 206L196 209L197 207H203V208H210V209H214L217 212L221 211V210H226L225 212H227V216L228 218H230L231 221H234L235 223L237 222L238 226L235 230H231L229 228V226L227 225V221L225 222V217H223V215L218 214L213 223L214 224V229L215 232L217 233V236L220 237V240H222V242L224 243V245L230 247H234L235 251L237 252V259H238V263L239 264H264V257L262 255L263 250H264V241H260L262 238L261 235H264V229L262 230V228H260V226L257 229H261L260 231H256L253 230L252 232L249 230L244 231L246 229H242L243 227L241 226V222L240 220H242V218H244V213L245 208L243 207V204L245 203V201L248 202L249 207L248 210L251 211V209L254 206L255 203V196H256V192L258 190V187L260 186L259 184V180L258 177L255 175L254 170L248 167H245L244 165H249V161L247 162V158L245 160L246 164H242L241 166H235V163L232 164L231 160L226 156V149L229 150V147H232L233 152H236V148L238 149V144L236 141V138L233 139V141H231V144L228 142ZM233 137H231L232 139ZM238 138V137H237ZM113 139V138H112ZM111 139V140H112ZM133 138L130 139L129 142H131ZM138 141V137L135 138ZM145 139V138H143ZM167 139V138H166ZM179 139V138H178ZM188 139V138H187ZM186 139V140H187ZM208 139V138H206ZM215 139V138H214ZM245 139V138H244ZM100 140V139H99ZM108 140L105 137V141ZM110 139L108 140L111 141ZM116 140V138H115ZM115 140H112L115 142ZM120 139H118V143H120L119 141ZM129 140V139H127ZM127 140H125L124 145H122L121 143L123 141H121V145L125 146V150L123 148H121L122 150H124V152L126 153V155H128V153L126 152V149L130 148H126V143L128 145H131L130 147H134V144L132 146V143H129ZM142 140V139H141ZM147 140V139H146ZM151 140V139H150ZM153 140V139H152ZM173 140V139H171ZM184 140V139H183ZM209 140V139H208ZM211 140V139H210ZM209 140V141H210ZM224 140V139H223ZM249 140V139H248ZM127 141V142H126ZM197 141V140H196ZM247 141V140H246ZM90 142V141H89ZM98 142V140H97ZM100 142V141H99ZM98 142V144H99ZM102 142V141H101ZM107 142V141H106ZM107 142V143H108ZM134 142H136V140H134ZM139 142V143H138ZM137 144H140V141H138ZM148 143V141H146ZM150 142V141H149ZM154 142V141H153ZM171 142V141H170ZM175 142V141H174ZM178 142V141H177ZM195 142V141H194ZM201 142V145H202ZM206 142V141H204ZM217 142V141H216ZM215 142V143H216ZM91 143H94V141H92ZM96 143V141H95ZM94 144H88V145H95ZM106 144L104 141L102 142V146L104 144ZM112 143V142H110ZM117 143V146H119L120 144ZM143 143V142H142ZM151 143V142H150ZM148 143V144H150ZM212 142H210L211 144ZM238 143H240V141H238ZM264 143V142H263ZM97 144V143H96ZM148 148L151 146L148 145ZM155 144V143H154ZM160 144V143H159ZM164 144H168V143H164ZM179 144V143H178ZM191 144V143H190ZM197 144V143H196ZM200 144V143H198ZM208 144V142L206 143ZM241 144V143H240ZM248 144V143H247ZM107 145V144H106ZM110 145V144H109ZM108 145V147H109ZM116 146L115 143L112 144V146ZM121 145L119 147H121ZM189 145V144H188ZM193 145V144H192ZM201 145H199L198 147H201ZM204 145V144H203ZM214 145V144H213ZM212 145V146H213ZM255 145V143H254ZM111 146V145H110ZM146 146V145H145ZM154 146V145H152ZM151 146V148H152ZM181 146V145H180ZM210 147V145H208ZM242 146V145H241ZM258 146V145H257ZM99 147V146H98ZM207 146H203L201 148H206ZM247 147V145H246ZM264 147V144H263ZM91 148V147H90ZM94 148V147H93ZM97 148V147H96ZM111 148V147H110ZM142 148V147H140ZM144 148V147H143ZM142 148V150H144ZM147 148V149H148ZM151 148H149V150H151ZM162 147H160L161 149ZM166 148V147H165ZM169 148V147H168ZM166 148V149H168ZM186 148V146H185ZM190 148V147H189ZM211 148V147H210ZM243 148V147H242ZM250 148V147H248ZM260 148V147H258ZM101 149V147H99V150ZM103 149V148H102ZM107 149V148H106ZM114 151V147L112 148ZM112 149L110 150L108 148V151H112ZM134 149V148H133ZM138 149V148H136ZM135 151L137 153L134 154V159L137 157L138 151ZM145 149V150H147ZM154 149V148H153ZM156 149L158 150V147H156ZM154 149V150H156ZM172 149V148H171ZM192 149V147H191ZM213 149V147H212ZM98 150V149H97ZM104 150V149H103ZM102 150V151H103ZM120 149H116L115 151H119ZM140 149V151H142ZM163 150V148H162ZM183 150V149H182ZM207 150V148L205 149V151ZM247 150V149H246ZM245 150V152H246ZM94 151V150H93ZM92 151V153H93ZM101 151V150H100ZM101 151V152H102ZM107 151V150H106ZM109 151V153H111ZM112 151V152H113ZM128 151V150H127ZM166 151V150H165ZM193 151V149H192ZM201 151V150H200ZM243 151V150H242ZM241 151V153H242ZM91 152V149H90ZM96 152V150L94 151ZM99 152V151H98ZM131 152V151H129ZM133 152V151H132ZM147 152V151H146ZM144 152V155L145 153ZM151 152V151H148ZM147 152V154H148ZM156 151H154L155 153ZM167 152V151H166ZM170 152V151H169ZM196 152V150H195ZM204 152V151H202ZM243 152V153H245ZM248 152V151H247ZM253 152V151H252ZM87 153V152H86ZM123 153V151L121 152ZM125 153H123L125 155ZM140 153V152H139ZM142 153V152H141ZM153 153V154H154ZM165 153V152H163ZM168 153V152H167ZM184 153V152H183ZM194 153V152H192ZM191 153V154H192ZM207 153H209L207 151ZM230 154V156L232 155L230 153V150L228 152ZM239 153V152H238ZM249 153V152H248ZM251 153V151H250ZM90 154V153H88ZM100 154V152H99ZM103 154V152H102ZM108 154V153H107ZM113 154V153H112ZM156 154V153H155ZM186 152L184 153L185 157ZM200 154V153H199ZM204 154V153H203ZM210 154H212L210 152ZM234 154V153H233ZM75 155L77 160L75 161ZM87 155V154H86ZM95 155V153H94ZM114 155V154H113ZM152 154H150L149 156H151ZM158 156V154H156ZM178 155V154H177ZM183 155V154H182ZM190 155V154H189ZM206 155V153H205ZM245 155V154H244ZM92 156V155H91ZM116 156V155H115ZM120 156V155H119ZM123 156V155H122ZM133 156V155H132ZM139 156V155H138ZM147 155H145L144 157H146ZM147 156V157H149ZM162 156V154H161ZM179 156H181L179 154ZM187 156V155H186ZM192 156V155H191ZM214 156V155H213ZM233 156V155H232ZM237 156V154H236ZM239 156V155H238ZM242 156V155H241ZM251 156V155H250ZM254 156V155H253ZM262 156V155H261ZM86 157V156H85ZM103 157V156H102ZM110 157V156H108ZM117 157V156H116ZM125 157V156H124ZM123 157V158H124ZM140 157V156H139ZM137 158V159H131L133 161V165L141 160V158ZM146 157V160L148 159ZM153 156H151L152 158ZM159 157V156H158ZM157 157V158H158ZM175 157V156H174ZM181 156V158H183ZM193 157V156H192ZM195 157V156H194ZM199 157V155H198ZM202 157V156H201ZM200 157V158H201ZM260 157V156H259ZM118 158V157H117ZM120 158V157H119ZM122 158V157H121ZM120 158V159H121ZM126 158V157H125ZM154 161H153V166L155 167V156L153 157ZM152 158V159H153ZM162 158V157H161ZM165 158V157H164ZM163 158V159H164ZM179 158V160L181 159ZM196 158V157H195ZM205 158V157H204ZM207 158V157H206ZM239 158V157H238ZM250 158V157H249ZM256 158V157H255ZM97 159V158H96ZM151 159V160H152ZM161 159V161L163 160ZM176 159V157H175ZM199 159V158H198ZM259 159V158H258ZM98 160V159H97ZM126 160V159H125ZM128 160V159H127ZM130 160V159H129ZM127 161L128 162V167L125 165V169L126 167L129 168L130 166H132V162ZM158 160V159H157ZM156 160V161H157ZM169 160V159H168ZM182 160V159H181ZM180 160V162H181ZM186 160V158L184 159ZM183 160V162H184ZM210 160V159H208ZM96 161V160H95ZM102 161V160H101ZM107 161V160H106ZM115 161H117L115 159ZM123 161V159H122ZM136 161V162H134ZM143 161H145L143 159ZM142 162H140L141 164H144ZM149 161V160H148ZM160 161V163H162ZM167 161V160H166ZM170 161V160H169ZM167 161V162H169ZM177 161V160H176ZM194 161V160H193ZM205 161V160H204ZM233 161V160H232ZM98 162V161H97ZM96 162V163H97ZM112 162V160H111ZM125 162V161H124ZM152 162V161H151ZM174 162V161H173ZM195 162V161H194ZM234 162H236V160H234ZM252 162V161H251ZM103 163V162H101ZM146 163H148L146 161ZM164 163V162H163ZM237 163V162H236ZM242 163V162H241ZM262 163V162H261ZM99 164V163H98ZM97 164V165H98ZM110 164V163H109ZM107 164L110 168V165ZM114 164V162L112 163ZM117 163H115L114 165L117 168ZM123 164V162H122ZM122 164H120L119 166H121ZM127 164V163H124ZM140 164V165H141ZM166 164V163H164ZM169 164V163H168ZM181 164V163H180ZM186 164V162H185ZM203 164V163H202ZM240 164V162L238 163ZM237 164V165H238ZM113 165V166H114ZM137 165V164H136ZM137 165V166H138ZM146 165L145 164V170H146ZM163 165V164H161ZM187 165V164H186ZM214 165V164H213ZM247 165V166H248ZM103 166V165H102ZM123 166V165H122ZM143 166V165H141ZM149 166V165H148ZM147 166V167H148ZM167 166V165H166ZM171 170H172V166L169 164ZM183 166V165H182ZM192 166V165H191ZM199 166V165H198ZM99 167V165H98ZM112 167V166H111ZM134 167V166H133ZM158 167V166H157ZM161 167V166H160ZM164 167V166H163ZM187 167V166H185ZM250 167V165H249ZM96 168V167H95ZM101 168V166H100ZM99 168V169H100ZM107 168V166H106ZM113 168V171H114ZM123 168V167H122ZM132 168V167H131ZM139 168V167H138ZM142 168V167H141ZM144 168V167H143ZM142 168V169H143ZM168 168V166L166 167ZM175 168V167H174ZM201 168V167H200ZM218 168V167H217ZM259 170L258 167H255ZM79 170L82 171L83 175H84V179H78L79 181H73L72 178L70 177L71 175H73L72 173L75 170ZM97 169V168H96ZM104 168L102 167V170ZM111 169V168H110ZM118 169V168H117ZM151 171L152 167L150 168ZM155 169V168H154ZM176 169V168H175ZM182 169V168H180ZM188 169V168H186ZM196 168H194L193 170L195 171ZM120 170V169H119ZM118 170V171H119ZM128 170V169H127ZM133 170V168H132ZM170 170V172H171ZM177 170V169H176ZM192 170V169H191ZM78 171V172H79ZM110 170V172H113ZM123 174V170L121 169ZM134 171H136L134 169ZM132 171V172H134ZM138 173L140 172L139 169H137ZM142 171V170H141ZM150 171V172H151ZM155 171V170H154ZM153 171V172H154ZM166 171V170H163ZM198 171V170H197ZM97 172V170H96ZM107 172V171H106ZM105 172V173H106ZM120 172V171H119ZM118 172V173H119ZM125 172V171H124ZM143 172V171H142ZM158 172V170H157ZM185 172V170H184ZM189 172V171H188ZM193 172V171H192ZM260 172V171H259ZM104 173V174H105ZM115 173V172H114ZM130 171H128L125 173L127 175V177L129 176ZM141 173V172H140ZM143 173H149V172H143ZM167 173V171H166ZM179 173V172H178ZM176 172V174H178ZM187 173V172H185ZM78 174V173H76ZM99 174V173H98ZM120 174V173H119ZM132 174V173H131ZM130 174V175H131ZM136 174V173H135ZM155 174V173H153ZM158 174V173H157ZM162 174V173H160ZM171 174V173H170ZM190 174V172H189ZM195 174V173H194ZM242 174V175H241ZM82 175V176H83ZM107 175V173L105 174ZM111 175V174H109ZM125 175V178H127ZM165 175V174H164ZM81 176V178H82ZM124 177V174L122 175ZM133 176V175H132ZM139 176V175H138ZM144 176V175H143ZM159 176V174H158ZM168 176V175H167ZM192 176V175H191ZM78 177V176H77ZM98 177V176H97ZM109 177V176H108ZM112 177V175L110 176ZM141 177V176H140ZM139 177V178H140ZM173 177V176H172ZM177 177V176H176ZM188 176H186L187 178ZM190 177V176H189ZM188 177V178H189ZM194 177V176H193ZM196 177V176H195ZM260 177V176H259ZM103 178V177H102ZM120 178V176H119ZM143 178V177H142ZM175 178V176H174ZM173 178V179H174ZM192 178V177H191ZM100 179V178H99ZM104 179V178H103ZM107 179V178H106ZM105 179V180H106ZM128 179H132V178H128ZM136 179V178H135ZM141 179V178H140ZM147 179V178H146ZM170 179V178H169ZM172 179V180H173ZM176 179V178H175ZM194 179V178H193ZM191 179V180H193ZM260 179V178H259ZM76 180V179H75ZM95 180V179H94ZM104 180V182H106ZM113 180V179H111ZM121 180V178H120ZM126 180V179H125ZM134 180V177H133ZM139 180V179H138ZM142 180V179H141ZM148 180V179H147ZM150 180V179H149ZM168 180V179H167ZM166 180V181H167ZM179 180V179H178ZM101 181V180H100ZM109 181V180H108ZM117 181V180H115ZM171 181V180H170ZM184 181V180H183ZM85 182V183H84ZM98 182V181H97ZM124 182V181H123ZM139 183V181H132L130 182V184L132 183ZM129 183V182H128ZM144 183V181L142 182V184ZM153 183V182H152ZM155 183V182H154ZM157 183V182H156ZM155 183V184H156ZM169 183V182H168ZM100 184V183H99ZM131 184V185H132ZM140 184V183H139ZM146 184V183H145ZM144 184V185H145ZM158 184V183H157ZM156 184V185H157ZM180 184V183H179ZM189 184V183H188ZM89 185V188H88ZM107 185V184H106ZM130 185V186H131ZM182 185V184H181ZM109 186H113L114 185H109ZM117 186V185H116ZM133 186V185H132ZM140 186V185H139ZM143 186V185H141ZM177 186V185H176ZM185 186V185H183ZM98 187V186H97ZM113 187H111L113 189ZM118 187V186H117ZM160 187V186H159ZM165 187V186H164ZM188 187V186H187ZM214 187V188H211ZM85 188V192L83 189ZM116 188V187H115ZM122 188V187H120ZM142 188V187H141ZM144 188V187H143ZM173 188V187H172ZM109 189V187H108ZM152 189V188H151ZM180 189V188H179ZM194 189V188H193ZM115 190V189H113ZM111 191V193H114L115 191ZM121 190V189H120ZM119 190V192H121ZM123 190V188H122ZM127 190V188H126ZM130 190V189H129ZM125 192L124 193H129L131 191ZM178 190V189H177ZM102 191V190H101ZM106 191V189H105ZM140 191V190H138ZM143 191V190H142ZM141 191V192H142ZM145 191V190H144ZM162 191V190H161ZM176 191V188H175ZM134 192V191H132ZM159 192V191H158ZM185 192V190L183 191V193ZM104 193V191H103ZM117 193V192H116ZM115 193V194H116ZM136 193V192H135ZM147 193V191L145 192ZM149 193V192H148ZM165 193V192H164ZM250 193V195H249ZM84 194H85V209H83L85 211V214L83 215V217H81L80 219H73V215L75 213L76 208L79 205V202L81 201V199H84ZM102 194V193H101ZM110 194V192H109ZM130 194V193H129ZM161 194V193H160ZM175 194V193H174ZM122 195V194H121ZM155 195V194H153ZM177 195V194H176ZM181 195V194H180ZM114 196V194L112 195ZM117 196V195H116ZM126 196V195H125ZM128 196V194H127ZM132 196V195H131ZM129 195V197H131ZM134 196V195H133ZM142 196V195H141ZM140 196V197H141ZM146 196V195H145ZM184 196V195H183ZM107 197V196H105ZM118 197V196H117ZM174 197V196H173ZM178 197V196H177ZM260 197V195H259ZM262 197V196H261ZM108 198V197H107ZM148 198V195H147ZM155 198V196H154ZM162 198V196L160 197ZM159 198V199H160ZM172 198V197H171ZM175 198V197H174ZM186 198V196H185ZM143 199V198H142ZM157 199V198H156ZM173 199V198H172ZM171 199V200H172ZM181 199V198H180ZM179 199V202H180ZM111 200V198H110ZM114 200V199H113ZM133 200V198H132ZM131 200V201H132ZM154 200V199H153ZM166 200V199H165ZM174 200V199H173ZM258 200V199H257ZM112 201V200H111ZM141 201V200H140ZM162 201V199H161ZM168 200V204H169ZM176 201V200H175ZM105 202V201H104ZM114 202V201H113ZM118 202V200H117ZM129 202V201H128ZM136 202V201H135ZM172 202V201H170ZM189 202V203H190ZM200 202V203H199ZM119 203V202H118ZM126 203V202H125ZM130 203V202H129ZM132 203V202H131ZM145 203V202H143ZM150 203V202H149ZM148 203V204H149ZM159 203V202H158ZM164 203V202H162ZM166 203V202H165ZM164 203V204H165ZM187 203V202H186ZM106 204V203H105ZM156 204V203H155ZM160 204V203H159ZM174 204V202H173ZM130 205V204H129ZM138 205V204H136ZM170 205V204H169ZM177 205V203L175 204ZM148 206V205H147ZM158 206V205H157ZM152 207V206H151ZM162 207V205H161ZM174 207V205H173ZM177 207V206H176ZM128 208V206H127ZM264 209V208H263ZM80 210H82L80 208ZM149 210V209H148ZM158 210V208H157ZM189 210V209H188ZM172 211V210H171ZM194 211V210H193ZM240 211L242 212V214L240 213ZM248 211V212H249ZM259 211V210H258ZM261 211V210H260ZM83 212V211H82ZM141 212V211H140ZM146 212V211H145ZM159 212V211H158ZM216 212V213H217ZM254 212V211H253ZM77 213V212H76ZM156 214H158L155 211ZM174 213V212H173ZM251 213V212H250ZM259 213V212H258ZM145 214V213H144ZM169 214V213H168ZM187 214V213H186ZM257 214V213H256ZM255 214V215H256ZM50 215V214H49ZM48 215V216H49ZM146 215V214H145ZM174 215V214H173ZM179 215V214H178ZM185 215V214H184ZM250 215V214H248ZM147 216V215H146ZM158 216V215H157ZM206 216V214L204 215ZM210 216V215H209ZM247 216V215H246ZM254 216V215H253ZM252 216V217H253ZM258 216V215H257ZM185 217V216H184ZM190 217V216H189ZM188 217V218H189ZM256 217V216H255ZM66 218L69 219V221H66ZM156 218V217H155ZM172 218V217H171ZM192 218V217H191ZM195 218V217H193ZM254 218V217H253ZM177 219V218H175ZM186 219V217H185ZM196 219V218H195ZM194 219V220H195ZM258 219V218H257ZM190 220V219H189ZM193 220V222H194ZM161 221V220H160ZM187 221V219H186ZM191 221V220H190ZM189 221V222H190ZM205 221V219H204ZM209 221V220H208ZM244 221V220H243ZM250 221V220H249ZM262 221V220H260ZM155 222H158L155 221ZM191 222V223H193ZM196 222V220H195ZM200 222V221H199ZM203 222V221H202ZM201 222V223H202ZM212 222V220L210 221ZM230 222V221H229ZM148 223V222H147ZM173 223V222H172ZM184 223V222H183ZM182 223V224H183ZM197 223V222H196ZM195 223V224H196ZM200 223V224H201ZM250 223V222H249ZM150 224V223H149ZM160 224V222H159ZM171 224V223H170ZM178 224V223H177ZM176 224V225H177ZM194 224V223H193ZM208 224V223H207ZM252 224V223H251ZM126 225V226H125ZM165 225V224H164ZM199 225V223H198ZM161 226V224L159 225V227ZM166 226V225H165ZM175 223L173 225H170V227H173L172 229L175 230ZM164 227V226H163ZM169 227V228H170ZM181 227V226H180ZM209 227V226H208ZM234 227V226H233ZM242 227V228H241ZM154 228V227H153ZM161 229H163L162 227H160ZM178 228V227H177ZM176 230H180L177 229ZM198 228V227H197ZM207 228V227H206ZM212 227H210L211 229ZM190 229V228H189ZM188 230V234L190 232H192V230L190 229ZM213 229V230H214ZM170 230V229H169ZM182 230V228H181ZM195 233H198V230L196 228H194ZM200 230V229H199ZM202 232L203 229L201 228ZM205 230V229H204ZM207 230V229H206ZM135 231V230H134ZM166 232V230H164ZM184 231V230H183ZM190 231V232H189ZM209 231V230H208ZM154 232V231H153ZM152 232V233H153ZM186 232V229L183 233ZM207 232V231H206ZM167 233V232H166ZM200 233V232H199ZM198 233V235H200ZM204 233V232H203ZM176 235L175 237L173 235ZM192 234V233H191ZM213 234V233H212ZM215 234V233H214ZM197 235V236H198ZM203 234H201L202 236ZM205 235V234H204ZM210 235V234H209ZM208 235V236H209ZM166 236L167 240H161V238H164ZM187 236V235H186ZM194 235H192L193 237ZM261 236V237H260ZM189 237V235H188ZM237 238L236 241L234 242V238ZM191 237L187 238L188 240ZM196 238V237H195ZM198 238V237H197ZM261 238V239H260ZM208 239V238H207ZM214 239V238H213ZM212 239V240H213ZM219 239V238H218ZM205 240V239H204ZM178 241V242H176ZM191 242V240H189ZM198 241V239H197ZM206 242V241H205ZM212 242V241H211ZM214 242V241H213ZM175 243L176 244V248L173 249L171 247V244ZM193 243V241L191 242ZM190 243V244H191ZM189 244V245H190ZM207 244V243H204ZM209 244V242H208ZM214 244V243H213ZM234 244V245H233ZM200 245V244H199ZM211 245V244H210ZM218 245V244H216ZM215 245V246H216ZM223 245V244H222ZM188 246V245H187ZM192 246V245H191ZM202 246V245H201ZM200 246V247H201ZM207 246V245H206ZM205 246V247H206ZM214 246V245H213ZM221 246V244H220ZM219 246V247H220ZM55 247V245H54ZM57 247V246H56ZM194 247V246H193ZM196 247V246H195ZM192 248V247H191ZM197 248V247H196ZM203 248V247H202ZM216 248V247H215ZM210 249V248H209ZM85 251V253H83V251ZM174 250L180 252V254L178 253L177 257H174ZM199 252V250H196ZM205 251V250H204ZM234 251V250H233ZM232 251V252H233ZM255 251V253H253ZM147 253V254H148ZM191 253V252H190ZM212 253V252H211ZM202 254V253H201ZM200 254V255H201ZM207 254V253H206ZM209 254V253H208ZM222 254V253H221ZM148 256V258H151V256ZM223 255V254H222ZM199 256V254H198ZM235 256V255H233ZM77 257H79V260L81 263L77 262ZM190 257V255H189ZM215 257V256H213ZM194 258V257H193ZM62 259V258H61ZM58 260V259H57ZM175 260V261H176ZM190 260H192L190 258ZM197 260V259H196ZM205 260V259H204ZM213 260V259H212ZM215 260V259H214ZM218 260V259H217ZM222 260V259H221ZM229 260V259H228ZM227 260V261H228ZM232 260V259H231ZM63 261V260H62ZM61 261V262H62ZM63 261V263H64ZM189 261V260H188ZM209 261V260H208ZM216 261V260H215ZM214 261V263H215ZM190 262V261H189ZM207 262V261H205ZM204 262V263H205ZM225 262V261H224ZM59 263V262H58ZM194 263V262H193ZM213 263V264H214ZM236 263V262H235ZM237 263V264H238ZM174 264V263H173ZM186 264V263H185ZM196 264V263H195ZM219 264V263H218ZM224 264V263H222ZM230 264V263H229Z\"/></svg>",
    "mask_w": 264,
    "mask_h": 264
},
{
    "label": "snow or ice",
    "instance_id": "obj_3",
    "mask_svg": "<svg viewBox=\"0 0 264 264\" xmlns=\"http://www.w3.org/2000/svg\"><path fill=\"white\" fill-rule=\"evenodd\" d=\"M15 3L16 0H0V20L12 15ZM50 6L51 0H36V3L33 5L34 8L41 11ZM123 6L133 10L134 12L142 13L166 9L206 11L222 7L223 2L222 0H126V3ZM110 79L111 78L106 75L104 77L105 84H107ZM243 207L245 210L248 209L249 204L247 201H245ZM171 247L175 249L176 244L173 243ZM126 264H162V261L157 257H154L151 261H149L147 259V253L143 250H138L135 257L127 261Z\"/></svg>",
    "mask_w": 264,
    "mask_h": 264
},
{
    "label": "water",
    "instance_id": "obj_4",
    "mask_svg": "<svg viewBox=\"0 0 264 264\" xmlns=\"http://www.w3.org/2000/svg\"><path fill=\"white\" fill-rule=\"evenodd\" d=\"M11 16H12V15H11ZM11 16H10V17H11Z\"/></svg>",
    "mask_w": 264,
    "mask_h": 264
}]
</instances>
